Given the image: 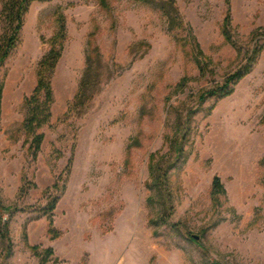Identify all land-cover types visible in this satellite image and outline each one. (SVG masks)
<instances>
[{"label":"rangeland","instance_id":"1","mask_svg":"<svg viewBox=\"0 0 264 264\" xmlns=\"http://www.w3.org/2000/svg\"><path fill=\"white\" fill-rule=\"evenodd\" d=\"M106 3L33 2L0 68V264H264V0ZM53 45L52 117L32 160L24 98ZM88 59L93 95L73 107Z\"/></svg>","mask_w":264,"mask_h":264},{"label":"trees","instance_id":"2","mask_svg":"<svg viewBox=\"0 0 264 264\" xmlns=\"http://www.w3.org/2000/svg\"><path fill=\"white\" fill-rule=\"evenodd\" d=\"M49 0H1V36H0V68L8 58L12 50L18 45L20 31L23 26L24 17L33 2H46ZM107 0H101L103 7H106ZM159 9L167 17L168 20L176 21L178 18L177 8L172 1H161ZM64 25L60 24V35H63ZM263 50V48H261ZM60 58V50L55 49L54 45L49 52L40 60L38 64L36 85L30 95L24 98L25 117L22 122V131L29 139V150L31 151L32 160L36 159L43 141V134L40 129L50 122L52 117L51 107L53 103V93L51 87V77L55 66ZM87 60V68L83 73L79 91L72 103L73 107L83 106L86 101H90L93 94H90L91 86L93 85V78L91 77V64ZM253 60L241 70L228 76L224 85L210 93V98H223L231 94L230 85L238 83L249 72L253 65ZM1 94V88H0ZM182 133V134H181ZM180 136L174 139V153L177 156L175 160H179L185 156L184 144L187 141L189 133L186 131L180 132ZM179 142V143H178ZM71 167V160L67 165V173ZM154 174V173H153ZM154 184L158 187L159 194H161L162 205L170 209L171 197L168 188V171L163 168H157L154 174ZM55 186V185H54ZM223 193V188L217 177L213 179L211 195H218ZM57 200H53L48 206L47 210L51 213L56 206ZM49 224H52V219L48 216ZM167 220V219H166ZM165 220V221H166ZM1 224V220H0ZM0 237L8 241L7 223L0 226ZM46 255L50 256L51 251H46Z\"/></svg>","mask_w":264,"mask_h":264},{"label":"bare ground","instance_id":"3","mask_svg":"<svg viewBox=\"0 0 264 264\" xmlns=\"http://www.w3.org/2000/svg\"><path fill=\"white\" fill-rule=\"evenodd\" d=\"M221 142H222V141L220 140V137H219L218 139H216V144H217V146L221 147V145H220Z\"/></svg>","mask_w":264,"mask_h":264},{"label":"water","instance_id":"4","mask_svg":"<svg viewBox=\"0 0 264 264\" xmlns=\"http://www.w3.org/2000/svg\"><path fill=\"white\" fill-rule=\"evenodd\" d=\"M195 239H198V237L194 236Z\"/></svg>","mask_w":264,"mask_h":264}]
</instances>
